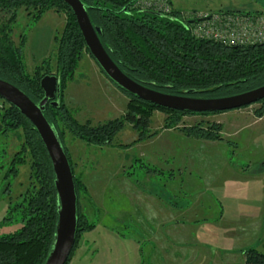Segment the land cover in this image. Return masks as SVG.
<instances>
[{"label": "rangeland", "instance_id": "374dc122", "mask_svg": "<svg viewBox=\"0 0 264 264\" xmlns=\"http://www.w3.org/2000/svg\"><path fill=\"white\" fill-rule=\"evenodd\" d=\"M258 1L259 3L251 2L257 4L255 9L251 10L241 7L217 10L214 7L196 5L193 0H170V3L173 10L183 13L192 10L264 13V0ZM226 4L231 5L232 0H227ZM29 12L30 10L24 8L19 10L12 40L19 45L20 36H25L23 54L28 73L34 75L36 72L43 74L49 70L54 72L56 37L60 36L64 29L66 12L53 8L37 21ZM63 101L80 123L95 127L114 119H123L130 110L128 106L131 99L110 81L94 58L84 52L73 79L67 83ZM8 106L9 103L0 98V113L3 107ZM261 106L259 101L236 111L246 114V117L252 115V118L257 120L264 116H259L257 112ZM150 112L146 120L143 117L144 121L139 129L126 122L109 144H89L70 132H65L64 145L79 182V208L86 222L68 264H154L153 258L149 257L151 250L157 253L155 264H164V246L170 243L174 246L180 240L169 242V239L163 238L166 231L163 224L142 222L145 217L132 215L134 206L138 208V205L143 204L139 197H146L147 201L152 200L157 204L160 202L154 197L164 196L167 199L168 195L175 196L179 192L176 173L171 183L172 188L169 187L170 183L165 186V177L156 175L160 167H165L160 163H153L155 160L150 164L147 159L142 160L140 157L141 152L148 151L149 141H154L153 139L167 130L188 137L185 152L199 155L205 168L202 177H188L189 223L183 230L188 231L189 240H183L181 247L196 249L212 246L211 250L232 248L235 256L214 257L218 264L219 260L226 264L225 260L233 257L238 259L235 264H245L243 259L245 251L249 248L264 252V121L254 128L255 136L247 144L246 139L240 143L232 136V112L178 116L158 108L151 109ZM196 127L212 136L204 138L193 134L192 128ZM23 139L22 129L0 134V235L13 233L22 226L20 215L11 212V207L20 203L21 195L32 190L34 185L30 179L31 160L27 152L22 151ZM190 139L207 144L200 148L193 145L195 143ZM233 153L236 155L232 156ZM232 161L236 170L230 172L225 164H232ZM185 163L190 172L193 169L191 163H188V160ZM171 165L175 172L177 163L173 162ZM12 170L17 171L16 175ZM207 189L222 196L224 207L206 206L210 203ZM194 190H201L200 194L205 197L203 202H200L204 206L200 208L197 206L198 196H194ZM163 200L165 199H162V203H165ZM173 201H176L175 197ZM161 208L164 210V206ZM212 211L215 218L209 223L207 219L212 216ZM194 215H199V220L203 218L205 221L191 223ZM9 216L11 219L4 222V218ZM252 216L256 218L253 220ZM153 230L160 233L161 239L155 241L150 238ZM107 232L118 235L120 239L115 241L117 246L112 245ZM199 236L201 239L196 238ZM110 248L117 251L116 263L108 258L107 251ZM192 257L194 256H190ZM210 259V252H206L201 263L206 264Z\"/></svg>", "mask_w": 264, "mask_h": 264}, {"label": "trees", "instance_id": "16d2710c", "mask_svg": "<svg viewBox=\"0 0 264 264\" xmlns=\"http://www.w3.org/2000/svg\"><path fill=\"white\" fill-rule=\"evenodd\" d=\"M134 1L82 0L92 24L102 30L99 35L102 44L121 70L132 79L164 93L204 98L239 94L264 85V42L227 45L199 38L182 11L163 13L142 9L135 7ZM21 8L30 10L29 14L36 21L53 8L66 12L64 29L56 37L54 72L49 70L34 75L27 72L23 54L25 36H20L19 45L11 37ZM84 52L90 54L77 18L63 0H0V78L18 86L38 103L44 97L41 78L49 73L58 76L59 105L53 107L48 103L44 115L56 129L63 145L66 131L89 144H109L126 122L139 129L154 108L169 111L174 116L217 113L161 107L140 99L110 80L131 99L129 112L123 119H114L100 126L80 123L63 101V94ZM260 103L262 106L257 112L263 116L264 99ZM0 120V134L22 129V151L27 152L31 160L30 179L34 184L32 190L21 195L22 201L11 207V212L20 215L22 226L13 233L0 235V264H44L51 251L58 222L59 199L52 162L38 131L18 108L11 104L3 107ZM192 132L204 138L212 136L199 127L192 128ZM64 148L73 170L65 145ZM12 172L16 175L17 171ZM74 180L78 196L75 248L86 222L80 213L79 182L75 175ZM10 219L11 216L4 218V222ZM245 264H264V252L249 248L245 251Z\"/></svg>", "mask_w": 264, "mask_h": 264}, {"label": "water", "instance_id": "95a60500", "mask_svg": "<svg viewBox=\"0 0 264 264\" xmlns=\"http://www.w3.org/2000/svg\"><path fill=\"white\" fill-rule=\"evenodd\" d=\"M73 10L87 48L105 75L123 90L152 104L186 112H223L243 108L264 99V85L252 90L223 97H195L169 94L147 87L132 79L111 58L100 40L102 30L94 26L82 0H63ZM44 97L34 102L22 89L0 78V97L18 108L38 131L55 174L59 199L58 222L51 251L44 264H67L76 242L78 227V196L69 157L56 129L44 115L46 105H59L60 84L55 74L40 80ZM190 94L192 92H189Z\"/></svg>", "mask_w": 264, "mask_h": 264}, {"label": "crops", "instance_id": "0c3cea01", "mask_svg": "<svg viewBox=\"0 0 264 264\" xmlns=\"http://www.w3.org/2000/svg\"><path fill=\"white\" fill-rule=\"evenodd\" d=\"M227 112H232V118H233L232 128H231L232 136H235L237 141H239L240 143H242L241 141H244L245 139L247 144L250 143V141L253 140V137L255 136L254 128L264 121V116L256 120L255 117L252 118V115H248L250 117H246L247 116L246 114H242L239 111H236V109L230 111H223V113H227ZM153 140L154 141H149L150 146L148 148V151L141 152L140 157L142 160L147 159L149 161L148 163L150 164L152 163V160H155L153 161V163H158V164L160 163L163 167H165V168L160 167L161 169H159L158 165L155 164L159 169L156 171V175L165 177L164 180L165 186L168 183L170 184L172 183L174 173H176V176L178 177V181H179L178 183L179 189L177 188L179 192H177L175 196L174 194L168 195L167 199L164 198V196H159L158 198L157 196L154 197L158 202H160L157 204H154L152 200L151 202L147 201L146 197L142 199V197L138 198V196H136V198L141 200L143 204L140 206L138 205V208L137 206H134L135 207L134 214L132 216L136 217V215H138L140 217H145V219L142 220V222L147 221L148 223L163 224L164 228L166 229L163 236L164 239L167 240L169 239L170 240L169 242H172L173 240H180V242L176 243L174 246L172 243L164 246V255H165L164 264H202L201 261L203 256L206 254V252H210V256H211V259L206 264H218L214 260V257L217 255L221 257L235 256L236 253H234L232 248L222 249V250H219L218 248H214V250H211L212 246L209 248H196V249H188L185 246L181 247L184 243L183 240H189L187 237L189 236L188 231L183 230L184 229L183 227L189 223L188 222L189 206L187 205V200L189 199V193H188L189 191L187 188L189 187L188 177L189 176L202 177L205 173L204 171L205 168L200 161L199 155L195 153L187 154V152H185V150H187V143L189 141L188 137L183 136L177 132H172V131L168 132L167 130L159 134ZM190 140L191 142L195 143L193 145H196L197 147L200 146L205 147V144H207L198 140H193V139ZM222 144H224V140ZM222 144H220V146H222ZM235 155H236L235 153L232 154V156ZM187 160L188 163L190 162L191 166L193 167V169L190 172H189L190 168H188V166L185 165L186 164L185 161ZM173 162L177 163V169L175 170V172L174 169L171 168L172 167L171 164H173ZM225 166L230 172L236 170V166L235 164H233V161L232 164L226 163ZM169 187L172 188V184L169 185ZM171 190L174 191L173 189ZM200 191L196 190L194 193V196H198L196 199V202L198 203L197 204L198 208L204 206L200 202H203V200L205 199L204 195L200 194ZM206 192L209 193L208 200L211 203V204L210 203L207 204L206 205L207 207L209 208H215L221 206L224 207L222 203L221 195H216L212 190L209 189H207ZM174 197L176 200L175 202L173 201ZM162 199H165L163 200V202L165 203H162ZM146 201L148 205H146ZM165 204H168L170 207H165L166 206ZM163 206H164V210H161L163 209L161 208ZM224 215L225 212L222 214V219ZM192 217L194 218L193 222H191L193 224L201 223L200 221H205L203 218L199 220L200 218L199 215L196 216L194 215ZM214 218H215L214 211H212V216H209L207 220L210 223L214 221ZM252 218L254 220L256 216L254 217L252 216ZM107 233L109 234L108 235L109 240L112 241V245L117 246L115 241L120 239L118 235L116 233H109V232ZM159 234L160 233H156L155 230H153V232L150 233V238L157 241L158 239H161ZM196 238L201 239L200 236ZM212 239L213 237L211 238V240ZM211 243L213 244L212 241ZM153 244L156 246L155 242H153ZM107 255L111 262L114 261L116 263L118 261L116 250H113L112 248L108 249ZM192 255L194 257L190 258V256ZM151 256H154L156 259ZM111 257H113V259H110ZM149 257L153 258L152 263L154 264L157 263V253H153V251L151 250ZM236 260L238 259H235L233 257L230 258L229 260H225V262L226 264H235ZM243 262L245 263V259H243ZM219 263L225 264V263H221L220 260Z\"/></svg>", "mask_w": 264, "mask_h": 264}, {"label": "built area", "instance_id": "2783aa9c", "mask_svg": "<svg viewBox=\"0 0 264 264\" xmlns=\"http://www.w3.org/2000/svg\"><path fill=\"white\" fill-rule=\"evenodd\" d=\"M134 6L170 13V0H135ZM192 23L196 37L227 45H249L264 42L263 12H202L183 13Z\"/></svg>", "mask_w": 264, "mask_h": 264}, {"label": "flooded vegetation", "instance_id": "af4514ba", "mask_svg": "<svg viewBox=\"0 0 264 264\" xmlns=\"http://www.w3.org/2000/svg\"><path fill=\"white\" fill-rule=\"evenodd\" d=\"M227 0H193V3H195L196 5H202L205 7H209L212 8L214 7V9L217 10H221L225 7H228L229 9L235 8V7H241V9H247V10H251V9H255L254 7L257 5H255L254 3L251 4V2H255V3H259L258 0H232V4H226Z\"/></svg>", "mask_w": 264, "mask_h": 264}]
</instances>
